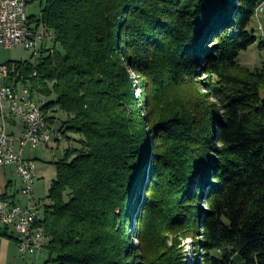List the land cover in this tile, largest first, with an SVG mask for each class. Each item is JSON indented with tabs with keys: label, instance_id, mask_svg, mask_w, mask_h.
Masks as SVG:
<instances>
[{
	"label": "trees",
	"instance_id": "1",
	"mask_svg": "<svg viewBox=\"0 0 264 264\" xmlns=\"http://www.w3.org/2000/svg\"><path fill=\"white\" fill-rule=\"evenodd\" d=\"M42 2L52 45L6 64L78 137L39 205L46 263L186 264L191 238L195 264H264V62L238 60L263 0Z\"/></svg>",
	"mask_w": 264,
	"mask_h": 264
},
{
	"label": "built area",
	"instance_id": "2",
	"mask_svg": "<svg viewBox=\"0 0 264 264\" xmlns=\"http://www.w3.org/2000/svg\"><path fill=\"white\" fill-rule=\"evenodd\" d=\"M29 0H0V49L24 47L38 55L46 40H51L46 32L31 20L28 14ZM264 8H258L259 15ZM27 25L35 26V33H27ZM10 69L7 64L0 65V87L3 80L9 79ZM13 100V107L0 110L4 129L0 131V172L9 166L15 167L22 182L21 194L28 198L27 206L14 201L13 197L0 194V226L13 229L16 234L19 254L30 256L40 251V241L46 237L40 224L43 220L39 203L34 198L36 165L33 158H26V150H35L47 146L52 141H59L62 134L52 129L46 119L37 118V109H42L43 102H37V96L28 88L12 81L8 89V99ZM45 102V100H44ZM8 120H14L23 127L18 134L9 133L5 127Z\"/></svg>",
	"mask_w": 264,
	"mask_h": 264
},
{
	"label": "rangeland",
	"instance_id": "3",
	"mask_svg": "<svg viewBox=\"0 0 264 264\" xmlns=\"http://www.w3.org/2000/svg\"><path fill=\"white\" fill-rule=\"evenodd\" d=\"M28 5V14L31 17L39 18L41 16L42 10L45 8V2L42 0H29ZM264 8V6H263ZM249 29L254 31V36L257 38V42L251 46L247 51H244L239 56V63L247 67L251 70L259 69L262 67L264 62V54L259 49L260 41L264 40V10L259 15H256L250 24ZM52 45V42L48 43V40L44 42V45ZM59 48V46H57ZM29 61L31 64H35L38 61V56H35L32 50H28L24 47L14 48V49H0V64L6 62H25ZM21 86V85H20ZM138 90V88H137ZM55 121L51 125L52 129L60 130L65 121L67 120V116L56 109L54 113ZM71 138V140H68ZM63 139V138H62ZM61 139V140H62ZM74 139H78L77 136L73 135L70 132H67L66 139L57 143L52 141L51 144L47 146H41L35 150H26L24 156L26 158H33L36 165V174H35V188H34V198L41 205V207L45 205H49L50 201L48 199L49 190L56 180V166L55 163L59 160H62L65 155V151L71 148H77ZM12 179V187L9 188V192L16 193L14 196V201L20 203L22 206H27L28 198L21 194L22 190V182L18 178V176L11 171L9 176ZM42 212V208H41ZM47 239L45 241L44 247L32 254L37 255L41 254L43 257V263L49 259V252L46 249ZM178 250L181 251L183 259L186 264H195L196 252L194 251V245L191 238H180L179 239ZM134 247L137 246V241L134 240ZM170 246L174 245L173 241H170ZM47 264V263H46Z\"/></svg>",
	"mask_w": 264,
	"mask_h": 264
},
{
	"label": "crops",
	"instance_id": "4",
	"mask_svg": "<svg viewBox=\"0 0 264 264\" xmlns=\"http://www.w3.org/2000/svg\"><path fill=\"white\" fill-rule=\"evenodd\" d=\"M7 63V62H6ZM2 63V64H6ZM0 64V65H2ZM4 129L3 121L0 118V131ZM9 133L20 134L23 127L20 123L14 120H8L5 127ZM11 171L16 174L15 167L9 166L0 172V194L3 197H13L16 193L9 192L12 187V179L9 178ZM17 175V174H16ZM47 260V259H46ZM46 260L44 264H46ZM43 257L41 254L22 257L19 254L16 234L13 229H6L0 226V264H42Z\"/></svg>",
	"mask_w": 264,
	"mask_h": 264
},
{
	"label": "bare ground",
	"instance_id": "5",
	"mask_svg": "<svg viewBox=\"0 0 264 264\" xmlns=\"http://www.w3.org/2000/svg\"><path fill=\"white\" fill-rule=\"evenodd\" d=\"M264 0L257 7L256 11L258 12V8H263ZM27 33H35L34 25H27ZM12 86V81L9 79L3 80V87H0V110H7V107H13V100L2 101V99H8V89ZM37 102H43V106L45 105L44 99L37 97ZM37 118L46 119L45 115L42 112V109H37ZM63 137L59 138L61 140ZM45 245V241H40V249H42Z\"/></svg>",
	"mask_w": 264,
	"mask_h": 264
}]
</instances>
